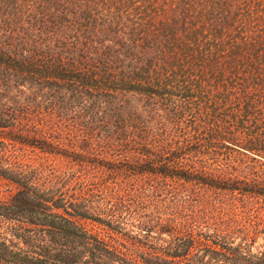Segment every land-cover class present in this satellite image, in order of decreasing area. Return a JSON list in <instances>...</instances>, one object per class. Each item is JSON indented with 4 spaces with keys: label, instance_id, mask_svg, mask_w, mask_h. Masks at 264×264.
I'll list each match as a JSON object with an SVG mask.
<instances>
[{
    "label": "trees",
    "instance_id": "obj_1",
    "mask_svg": "<svg viewBox=\"0 0 264 264\" xmlns=\"http://www.w3.org/2000/svg\"><path fill=\"white\" fill-rule=\"evenodd\" d=\"M0 133V150L75 161L83 183L0 163L18 186L0 199L18 225L0 264H264V0H0ZM106 171L149 179L170 216L127 229L89 198ZM188 203L214 228L183 220ZM239 212L254 221L223 223Z\"/></svg>",
    "mask_w": 264,
    "mask_h": 264
},
{
    "label": "rangeland",
    "instance_id": "obj_2",
    "mask_svg": "<svg viewBox=\"0 0 264 264\" xmlns=\"http://www.w3.org/2000/svg\"><path fill=\"white\" fill-rule=\"evenodd\" d=\"M66 120L69 121V119ZM2 162L8 163L5 166H9L13 170H21L28 179H32L43 186H50L54 190L60 189L72 194L78 187L83 185V183L73 181L77 175V167H79L75 161L54 152L46 153L34 146L5 140L0 150V163ZM91 169L93 168H87V170L92 172L93 170ZM103 180L106 184L103 187L98 186L97 183L89 182L87 184L86 188H88L89 198L93 200L94 204L103 206L106 210L111 209L117 212L120 218L127 222L123 224L127 229L144 232L142 228H146L147 225L156 226V216H159L158 214H162L163 217L170 216L168 215L172 212L169 211L170 200L163 195L157 196L156 192L150 189L152 182L149 179L139 180L134 176L123 179L114 171H106ZM17 187L14 181L0 174V199L6 200L16 192ZM98 189L103 190L104 193L101 194ZM178 215L183 220H189V218L196 216L197 219L207 222L203 223L206 225L204 227L207 228H214L215 223H218L213 216L210 219H205V213L192 210L189 203L182 207V211ZM214 216L221 217V214L217 212ZM254 219L255 217L248 215L246 212H239L237 217L232 215V218L230 216V218L224 219L225 221L222 222L232 226L235 220L236 223L241 224L244 222L247 224L251 220L254 221ZM83 222L89 228L98 231L102 235L118 237V234L108 230L107 227L96 221L83 219ZM244 223L241 224L240 230H242ZM17 227V223L13 221H0V233L3 232L10 238L13 237L11 233L14 229H18ZM152 228L157 230L155 227ZM258 235H256V241L253 244L254 250H256L255 248L264 249V235H261V233H258ZM14 240L17 239L14 238ZM237 240H240V238L237 237Z\"/></svg>",
    "mask_w": 264,
    "mask_h": 264
}]
</instances>
